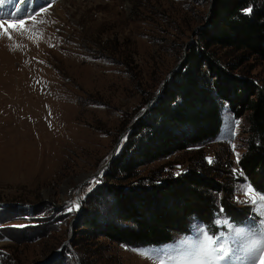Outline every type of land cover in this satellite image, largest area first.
<instances>
[{
	"label": "rangeland",
	"instance_id": "rangeland-1",
	"mask_svg": "<svg viewBox=\"0 0 264 264\" xmlns=\"http://www.w3.org/2000/svg\"><path fill=\"white\" fill-rule=\"evenodd\" d=\"M47 3L0 11L5 21H28V31L0 29V264H201L209 237L212 248L228 249L225 264H253L264 244V201L239 167L247 114L228 106L216 138L146 164L138 176L209 173L218 211L228 202L240 216H221L211 231L193 223L158 248L87 236L81 226L87 212L102 210L94 196L105 172L182 64L212 0H51L44 13ZM216 54L264 85V57Z\"/></svg>",
	"mask_w": 264,
	"mask_h": 264
},
{
	"label": "trees",
	"instance_id": "trees-1",
	"mask_svg": "<svg viewBox=\"0 0 264 264\" xmlns=\"http://www.w3.org/2000/svg\"><path fill=\"white\" fill-rule=\"evenodd\" d=\"M39 2L44 0H14L2 4L0 11L22 13L35 10ZM223 49L264 57V0H212L206 25L189 44L182 64L139 117L105 172L94 196L102 210L89 211L81 219L87 236L158 248L188 234L193 223L211 231L221 216H240L228 202H221L218 211L216 181L209 173L192 169L160 179L138 176L146 164L216 138L226 106L237 116L247 114V147L239 167L264 194V85L236 75L216 54Z\"/></svg>",
	"mask_w": 264,
	"mask_h": 264
},
{
	"label": "snow or ice",
	"instance_id": "snow-or-ice-1",
	"mask_svg": "<svg viewBox=\"0 0 264 264\" xmlns=\"http://www.w3.org/2000/svg\"><path fill=\"white\" fill-rule=\"evenodd\" d=\"M4 3V0H0V6ZM51 3V0H48V3L43 6V12L46 13L48 11V7ZM250 12V10H248ZM31 21L33 23L36 22V14L32 13L31 15ZM7 23L8 27L14 28V30H23L28 31L26 25L28 21H25L23 19H20L18 23L16 22H8L3 19H0V29L4 31L5 34H8V28L5 27V24ZM9 39H11V36H9ZM237 160H239V154H237ZM212 160L209 158V163H211ZM251 186L249 187V192L251 193ZM261 200L264 201V194H261ZM249 202H252L251 200ZM75 207H78V205L74 206L73 208H70L69 210H75ZM23 227V226H21ZM213 243V239L211 237L208 238V245H209V259L206 261L201 262V264H223V261L228 258L229 252L228 249L224 247H220L219 249L212 248L211 245ZM219 251L221 255L219 257L211 258V253L215 251ZM258 254L254 256L253 264H264V244H262L257 249Z\"/></svg>",
	"mask_w": 264,
	"mask_h": 264
},
{
	"label": "bare ground",
	"instance_id": "bare-ground-1",
	"mask_svg": "<svg viewBox=\"0 0 264 264\" xmlns=\"http://www.w3.org/2000/svg\"><path fill=\"white\" fill-rule=\"evenodd\" d=\"M42 50H43V49H41V51H42ZM48 50H49V48H48ZM52 52H53V51H52ZM55 55H56V54H55ZM36 56H37V55H36ZM40 56H41V55H40ZM47 57H48V56H47ZM46 59H47V58H46ZM19 63H20V62H19ZM60 85H61V84H60ZM54 86H55V85H54ZM38 87H39V86H38V84L36 83V85H35V87H34L35 90L38 89ZM44 91L48 92L47 90H44ZM36 95H38V94H36ZM34 96H35V95H34ZM38 99H39V98H38ZM28 121H30V120H28ZM30 122H31V121H30ZM31 123H32V122H31ZM31 125H32V124H31ZM33 135H34V134L32 133V128H31V130L29 129V131H28L27 137H28V138H29V137L32 138ZM29 178H30V177H29ZM223 264H225V261H223ZM233 264H236V263L234 262Z\"/></svg>",
	"mask_w": 264,
	"mask_h": 264
}]
</instances>
